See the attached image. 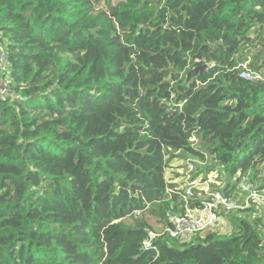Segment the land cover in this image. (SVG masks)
I'll return each mask as SVG.
<instances>
[{"label":"trees","instance_id":"obj_1","mask_svg":"<svg viewBox=\"0 0 264 264\" xmlns=\"http://www.w3.org/2000/svg\"><path fill=\"white\" fill-rule=\"evenodd\" d=\"M246 68L264 73V0H0V264H264L255 207L143 246L189 160L264 185Z\"/></svg>","mask_w":264,"mask_h":264},{"label":"built area","instance_id":"obj_2","mask_svg":"<svg viewBox=\"0 0 264 264\" xmlns=\"http://www.w3.org/2000/svg\"><path fill=\"white\" fill-rule=\"evenodd\" d=\"M241 75L249 80L264 81V73L248 68L244 69ZM191 142L194 144L197 142L195 136L191 138ZM188 175L185 183L177 188L183 189L182 197L185 203L181 206L182 211L172 213L169 221L162 228L148 231V236L143 242L146 249L154 247V240L164 236L188 241L203 239L212 231H220L222 228L218 225L227 222V215L231 212L251 207L264 211V185L252 180L249 175L242 177L241 171L236 177L229 178L218 170H214L203 174L205 177L201 181ZM230 180L237 181L235 198L221 189ZM197 194H203V196L200 204L195 205L191 201Z\"/></svg>","mask_w":264,"mask_h":264},{"label":"rangeland","instance_id":"obj_3","mask_svg":"<svg viewBox=\"0 0 264 264\" xmlns=\"http://www.w3.org/2000/svg\"><path fill=\"white\" fill-rule=\"evenodd\" d=\"M255 56V52H251V54H250V60L249 61H251L252 59H253V57ZM246 67V66H245ZM263 72H264V70H263ZM190 162H194V164H196V165H188L189 166V168L188 169H186V171H183V172H187L188 174H190L191 172H193V171H196L198 168H200V169H202V168H204L203 166L205 165V164H203V163H201V162H199L198 160H193V159H191V160H189ZM188 163V162H187ZM186 163V164H187ZM185 164V165H186ZM187 166V165H186ZM206 167H208V165L206 166ZM188 176H190L191 177V175H188ZM205 176L204 175H202V176H200V178H198V181H201L203 178H204ZM189 178V177H188ZM187 178H185V180H186ZM223 179V178H222ZM177 180H179V179H177ZM213 183H215V182H213ZM216 184V183H215ZM219 226H221L220 228H222V229H220V231H221V233L224 235V234H226L228 231L230 232V225L227 223V222H222L221 224H219L218 225V227Z\"/></svg>","mask_w":264,"mask_h":264},{"label":"bare ground","instance_id":"obj_4","mask_svg":"<svg viewBox=\"0 0 264 264\" xmlns=\"http://www.w3.org/2000/svg\"><path fill=\"white\" fill-rule=\"evenodd\" d=\"M249 80V79H248ZM251 81V80H250ZM258 82V81H257Z\"/></svg>","mask_w":264,"mask_h":264},{"label":"water","instance_id":"obj_5","mask_svg":"<svg viewBox=\"0 0 264 264\" xmlns=\"http://www.w3.org/2000/svg\"><path fill=\"white\" fill-rule=\"evenodd\" d=\"M197 69V68H196Z\"/></svg>","mask_w":264,"mask_h":264}]
</instances>
